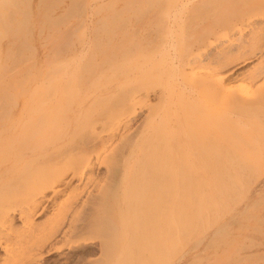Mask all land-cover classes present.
<instances>
[{"label": "rangeland", "instance_id": "obj_1", "mask_svg": "<svg viewBox=\"0 0 264 264\" xmlns=\"http://www.w3.org/2000/svg\"><path fill=\"white\" fill-rule=\"evenodd\" d=\"M231 44L233 55L258 48L223 69ZM138 88L157 91L147 105L164 130L125 149L85 241L59 236L32 264H264V0H0V211L21 208V186L3 189L13 175L48 168ZM15 218L3 246L16 252L28 240Z\"/></svg>", "mask_w": 264, "mask_h": 264}, {"label": "bare ground", "instance_id": "obj_2", "mask_svg": "<svg viewBox=\"0 0 264 264\" xmlns=\"http://www.w3.org/2000/svg\"><path fill=\"white\" fill-rule=\"evenodd\" d=\"M233 47V44L229 45V48H226L227 50L222 54L224 56L223 69L241 61H246L250 56L254 55L258 48L254 46L251 51L245 50L233 55L231 54L233 53ZM193 58L198 60L196 55ZM190 62L192 61L190 60ZM185 64H180V66ZM142 90L138 88L129 93L123 89L120 94L122 99L119 100V96V101L116 100L105 114L104 120L101 119V121L103 120L101 122L102 130L96 131L94 125L88 134L85 133L86 135L81 138L78 135V138L69 140L65 144L64 155L53 160L48 168L36 170L28 176H20L18 179H16V176L19 174H15L13 175L14 181L6 182L7 184L3 189L6 187L11 188L14 185L18 188L21 186L19 190H16L14 196H20L18 199L23 200L24 204L21 201L22 205L19 210H17V204L16 210L6 207V209L0 211V250L2 249L5 252V264L37 263L36 261L39 262L41 260V253L47 247H51L50 250L54 251L60 249L53 245V242L59 236H63V239L68 243L70 241L73 242V240L75 242L85 241L86 237L90 235L93 228L91 219L93 213L101 203L116 193L118 185L121 183L120 178L125 168V149L129 148L139 137L150 133V131L159 133V131L164 130V118L161 119L158 115L160 106L147 105L150 94H156L157 91L152 92L153 90L147 88L144 90L146 96L137 100ZM165 94L163 91L160 92V100L164 99L163 96ZM144 109H147L148 114L142 122L137 123ZM114 112L117 114L116 116L112 115ZM169 127L172 129L171 124ZM66 128L64 132L66 134L70 133L71 127L67 125ZM107 137L108 139H106ZM44 141L46 142V140ZM44 152L43 148L41 153ZM35 155L38 157L37 153ZM57 155L59 154L57 153ZM103 169L105 174L100 177V171ZM24 172L25 170H22L23 174ZM29 177L34 180L30 186L23 188L24 183L27 185ZM76 179L83 186L82 192L77 193L78 188L75 189L71 192L72 195L67 201L59 204L57 202L58 198L72 187ZM83 194L86 195L84 201L82 200ZM55 207H57L58 212L49 217L42 226L35 224V217L40 218L50 208ZM87 208H89L90 214L88 217L82 218V212ZM15 216H18L27 226L26 235L28 240L26 242L28 246L25 248L21 246L19 251L16 250V252L13 247L12 249L10 248V245L3 246L5 242L11 239V235L14 233L13 227L15 221H17ZM3 231L7 233L3 234ZM93 239L100 240L103 256L107 257L109 250L113 246L112 241L105 239L102 234ZM22 243L25 242L23 241ZM57 243L61 242L57 241Z\"/></svg>", "mask_w": 264, "mask_h": 264}]
</instances>
